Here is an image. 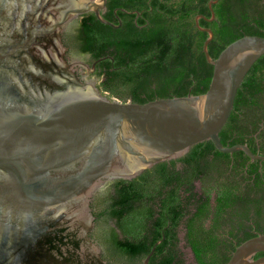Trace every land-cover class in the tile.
I'll return each instance as SVG.
<instances>
[{
    "label": "water",
    "instance_id": "obj_1",
    "mask_svg": "<svg viewBox=\"0 0 264 264\" xmlns=\"http://www.w3.org/2000/svg\"><path fill=\"white\" fill-rule=\"evenodd\" d=\"M218 2L209 3L211 19L196 17L209 34V90L136 104L102 96L64 58L61 34L73 20L93 12L115 27L101 15L107 0H0V264H109L90 238L97 193L200 143L264 161L247 145L226 147L219 137L239 88L264 56V38L244 36L212 59L214 34L199 19L214 20ZM259 253L264 234L239 245L227 264H264V256L254 258Z\"/></svg>",
    "mask_w": 264,
    "mask_h": 264
},
{
    "label": "trees",
    "instance_id": "obj_2",
    "mask_svg": "<svg viewBox=\"0 0 264 264\" xmlns=\"http://www.w3.org/2000/svg\"><path fill=\"white\" fill-rule=\"evenodd\" d=\"M210 1L110 0L112 8L120 4L141 13H118L123 21L119 29L104 25L93 13L84 15L81 51L94 59L107 57L103 64L108 66L100 71L102 92L136 104L205 94L213 66L203 52L209 34L197 28L196 17L212 18ZM212 10L214 20L199 19L200 27L214 34L208 47L212 59L244 36L264 38V0H219ZM102 18L119 24L111 12ZM262 122L264 56L238 90L219 134L222 144L247 145L258 155L257 134L264 155ZM109 191L99 218L114 224L103 243L118 264H142L160 240L149 264H184L181 227L195 264H227L239 245L264 234V162H252L243 152L221 153L211 141L131 181H114Z\"/></svg>",
    "mask_w": 264,
    "mask_h": 264
},
{
    "label": "flooded vegetation",
    "instance_id": "obj_3",
    "mask_svg": "<svg viewBox=\"0 0 264 264\" xmlns=\"http://www.w3.org/2000/svg\"><path fill=\"white\" fill-rule=\"evenodd\" d=\"M120 1H126V0H120ZM111 6H112V4H110V0H107L106 7L101 12V15L102 14L107 15V14H109V12H111L113 14V17H115V19L117 18V20L119 22L118 25H115V23H113V21H111V20H108V19L106 20L115 26V27H112V26L107 25V26L112 27V28L119 29L123 25V21L120 19L118 13H123L125 15H133V14L141 15V13L136 11V10L135 11L134 10L133 11H127V9L122 7L120 4L116 5L114 8H112ZM92 13L93 12H90L88 14H92ZM93 14H95V13H93ZM83 16L73 20L72 22H70L69 24H67L63 28L61 37H62V42L64 44V47L66 48L64 58L68 62L69 65H72L77 78L81 82H83L84 84L92 83L94 85L95 89L99 90L101 95L108 98L110 101L124 103L121 99H119L117 97H113L107 92H102V90L100 89V85H101V82L103 80V74L101 75L100 71L103 67L106 68L108 66L106 63L103 64V62H104L103 60L107 59V57L100 58L102 60L99 61L100 59H94L91 55L83 53L81 51L80 42H79V34H80V27H81V21H82ZM104 25H106V24H104ZM95 63H96V65L94 68ZM110 71H112V69H110ZM130 101L131 100H129L128 102H130ZM128 102H126V103H128ZM263 129H264V123L262 122L260 124V131H262ZM254 136L257 139L256 142H257V148H258L257 152L259 153L258 155H261L262 154L261 150H259L261 147V145H260L261 142L257 138V134H255ZM262 162H264V161H262ZM178 165H180V164H178ZM111 183L112 182H108L97 193V195L100 194L104 190H107L106 192L108 194L110 192L109 189H110ZM197 186L199 187V183H197ZM103 205L104 204H102V202L99 205H97L94 203V200H93L92 210H93V216L95 219L93 222L94 227L90 232V238L101 249L102 257L104 260H106L109 264H118L117 262H115L114 260H112L108 257L106 246L103 243V238L106 237L107 232H109L108 231L109 228L114 227L113 223H110L108 225V224H105L102 220H100L99 214L104 209ZM185 236H186V231L183 227H181L179 230V240H180L179 247L180 248H181V245H183L184 247H187L186 241H185Z\"/></svg>",
    "mask_w": 264,
    "mask_h": 264
},
{
    "label": "rangeland",
    "instance_id": "obj_4",
    "mask_svg": "<svg viewBox=\"0 0 264 264\" xmlns=\"http://www.w3.org/2000/svg\"><path fill=\"white\" fill-rule=\"evenodd\" d=\"M107 190L102 191L100 194L96 195L94 198V203L99 205L107 196ZM181 252H182V258L184 260V264H195L194 256L191 252V250L187 247H184L181 245Z\"/></svg>",
    "mask_w": 264,
    "mask_h": 264
}]
</instances>
